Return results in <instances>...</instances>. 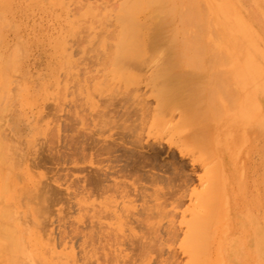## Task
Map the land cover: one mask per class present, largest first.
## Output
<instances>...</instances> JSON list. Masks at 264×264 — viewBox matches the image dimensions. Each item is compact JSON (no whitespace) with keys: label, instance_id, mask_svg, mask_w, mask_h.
Wrapping results in <instances>:
<instances>
[{"label":"rangeland","instance_id":"rangeland-1","mask_svg":"<svg viewBox=\"0 0 264 264\" xmlns=\"http://www.w3.org/2000/svg\"><path fill=\"white\" fill-rule=\"evenodd\" d=\"M145 1L0 0V264H264V0Z\"/></svg>","mask_w":264,"mask_h":264},{"label":"bare ground","instance_id":"bare-ground-1","mask_svg":"<svg viewBox=\"0 0 264 264\" xmlns=\"http://www.w3.org/2000/svg\"><path fill=\"white\" fill-rule=\"evenodd\" d=\"M146 2V4L147 5H149V6H153L154 7V9H153V11H152V13H155L156 15H158V14H167V12L169 13V12H172L171 11V7H170V5H169V3H168V0H146L145 1ZM145 2H143L144 3V5H145ZM167 4V12L165 11L166 9V5ZM134 6H137V2L134 4ZM134 8V7H133ZM194 10V9H193ZM124 11V13H127L126 12V9H124L123 10ZM135 11V10H134ZM134 11H131V15L130 16H128V17H130V25H129V27H130V29L132 30V27H133V25L135 24V17L133 18L132 16H134L135 15V13H136V11H135V13L133 14V12ZM164 11H165V13H164ZM165 14V15H166ZM127 16H126V14H123V16H122V20H121V27H122V30H121V33H120V37H119V41H118V46H119V49L120 48H122L123 50L124 49H126V50H129V49H134V47H136L137 45H139V43H138V41L136 40V38H135V35H134V32H130L129 31V27L127 26V18H128ZM153 35L154 36H151V40H150V42H151V44L153 45V46H159L160 44L162 45V43H166V41H167V38L165 39L164 38V33H163V31L161 32L160 30L158 31V33L156 34V32H153ZM197 35V34H196ZM197 38H198V36H197ZM164 40H166V41H164ZM197 41H195V42H192L193 43V45H196L197 43H196ZM226 50V49H225ZM135 51V50H134ZM169 52V51H168ZM167 53V52H166ZM171 55V54H170ZM173 55V54H172ZM171 55V56H172ZM226 55H227V53H226ZM119 56L121 57V59L122 58H124V56H125V53H124V51H122L121 50V52L119 53ZM130 58V57H129ZM172 58V57H171ZM179 58V57H178ZM178 58H175L176 60H174V61H177V59ZM132 59V58H131ZM230 58H228V60H229ZM125 60V59H124ZM171 60V59H170ZM120 61V60H119ZM172 61H173V59H172ZM227 61V60H226ZM226 61H225V63H226ZM166 62V61H165ZM167 63H169V61H167ZM174 65L173 64V62L171 63L170 62V64H168L169 66H172V65ZM165 65L167 66V64L165 63ZM166 66H165V68H166ZM169 66H167L168 68H164L162 71L163 72H165L162 76H167L166 75V73L168 74L169 73V75L168 76H170V78H169V81L170 80H172V82L173 81H176V80H178L179 78V76L178 75H175V77L173 76L174 74H178L177 72L176 73H174L173 75H172V70H173V66L170 68ZM170 69H172V70H170ZM171 71V72H170ZM2 73V72H1ZM170 73H171V75H170ZM168 76H167V78H163V80H165L166 81V79H168ZM178 76V77H177ZM177 77V78H176ZM180 77H181V75H180ZM3 78V77H2ZM180 79H182V78H180ZM179 79V80H180ZM4 80V79H3ZM3 80H2V82H3ZM164 81V82H165ZM169 81L167 80V82H168V84L170 85V84H172V83H169ZM162 82V81H161ZM192 81H189V83H191ZM3 84V83H2ZM164 85H165V83H163ZM192 84V83H191ZM169 85H167L166 84V88L169 86ZM173 85V84H172ZM190 85V84H189ZM193 86V85H192ZM192 86L190 85V90H192ZM3 87V86H2ZM174 87H177V86H174ZM165 88V89H166ZM170 88V87H169ZM1 89V88H0ZM173 89V88H172ZM170 90V89H166L167 91L168 90H170V91H168V92H170V94L171 93H173V94H175L176 93V91H174V90ZM176 90H178L177 88H176ZM3 91V90H2ZM167 91H163V92H165L164 93V95L166 94V96H164V97H166L167 98ZM172 91H174V92H172ZM160 92H162V90H160L159 91V93ZM167 92V93H166ZM2 93V92H1ZM158 93V94H159ZM161 94H163V93H161ZM169 94V95H170ZM172 94V95H173ZM168 95V96H169ZM177 95H179V94H175V97H177ZM159 96V95H158ZM162 96V95H161ZM160 97V96H159ZM175 97H173V98H175ZM162 100L164 99L163 97L161 98ZM177 98H175V100H176ZM160 100V99H159ZM164 101V100H163ZM158 103H160L159 101H158ZM166 103V102H165ZM164 103V104H165ZM161 104H162V101H161ZM6 187L5 186H3V191H6V189H5ZM2 191V192H3ZM0 193H1V191H0ZM5 193V192H4ZM5 206V205H4ZM1 210V209H0ZM3 211H5L6 212V210H3ZM3 212H1L0 211V215H2L1 217H3L4 216V218H6V214L5 213H3ZM9 213V212H8ZM5 214V215H4ZM0 217V218H1ZM10 217V216H9ZM8 217V218H9ZM1 220H4L3 218H1ZM5 220H7V219H5ZM5 223H3V222H0V224L2 223V225H1V228H0V241H1V244H0V258H2V257H7V260H8V256L10 257V255L13 253V252H15V251H13V250H15L16 249V247L18 248V244L16 243H14V241H16L15 239H17V237H15L16 236V234L14 235V232H16V230L15 229H17L16 227L14 228V230L15 231H12L11 229H13V228H10V230H9V228H8V224H6V221H4ZM13 222V221H12ZM17 223V222H16ZM4 224V225H3ZM5 224H6V226H5ZM22 232V231H21ZM23 234V233H22ZM15 237V239L13 240V238ZM18 237H20V236H18ZM22 240V239H21ZM23 241V240H22ZM25 242V241H24ZM14 245H15V249H14ZM17 245V246H16ZM23 249V248H22ZM17 250V249H16ZM20 250H21V248H20ZM18 251V250H17ZM19 252V251H18ZM22 252H24V251H22ZM22 252H20V253H22ZM225 255H226V257L228 256V254H230V252H231V249H230V244L228 245V246H226L225 247ZM19 253V254H20ZM27 253H28V251H27ZM15 255V254H14ZM12 256V255H11ZM16 257L18 258V255H16ZM11 258V257H10ZM19 259V258H18ZM17 259V260H18ZM15 260H16V258H15ZM16 260V261H17ZM9 261V260H8ZM11 261V260H10ZM12 261H14V259L12 260ZM9 264H10V262H8ZM13 263H15V262H13ZM12 262H11V264H13ZM20 263V262H19ZM18 264V263H17Z\"/></svg>","mask_w":264,"mask_h":264}]
</instances>
